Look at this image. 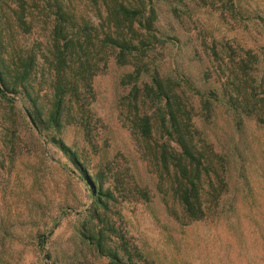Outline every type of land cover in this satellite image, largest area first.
Instances as JSON below:
<instances>
[{
    "label": "rangeland",
    "instance_id": "obj_1",
    "mask_svg": "<svg viewBox=\"0 0 264 264\" xmlns=\"http://www.w3.org/2000/svg\"><path fill=\"white\" fill-rule=\"evenodd\" d=\"M151 1L160 35L172 37L164 50L154 51H163V74L186 78L200 93H220L226 80L222 69L236 57V47L264 60V0H206L190 9L178 6L177 14L172 1ZM77 5L95 18L86 2ZM37 11L32 12L35 27L18 36L28 44L47 40L48 23ZM257 67L261 71L262 63ZM129 71L130 65L110 57L93 79L96 146L86 143L78 126L59 134L89 173L105 172L107 184L114 171L128 168L150 189L149 201L128 195L112 204L118 232L146 259L141 264H264V126L252 117L238 118L222 100L214 101L212 117L204 119L198 95L191 97L195 126L228 162V188L215 212L180 224L168 215L127 126L123 97L129 86L120 79ZM19 107L0 99V264H109L81 242L76 230L92 200L90 188L67 155L26 122Z\"/></svg>",
    "mask_w": 264,
    "mask_h": 264
},
{
    "label": "trees",
    "instance_id": "obj_2",
    "mask_svg": "<svg viewBox=\"0 0 264 264\" xmlns=\"http://www.w3.org/2000/svg\"><path fill=\"white\" fill-rule=\"evenodd\" d=\"M84 1L95 18L77 8ZM169 1L175 4L174 14L179 13L178 6L190 9L192 3L206 2ZM35 8L48 23L47 40L40 45L18 39L35 27ZM156 22L151 0H0V99L11 107L20 103L26 122L79 169L92 200L76 229L78 237L109 264L146 260L118 232L110 211L119 197L149 201L150 189L133 179L128 168L114 171L113 181L107 184L105 172L89 173L59 134L67 126H78L86 143L96 146L99 120L91 109L93 79L110 57L119 65L131 66L120 79L129 86L123 97L126 123L155 177V189L168 215L180 224L207 218L218 209L228 188V162L195 126L191 97L198 95L204 119L212 117L214 101L222 100L238 118L252 117L264 126L263 59L250 49L236 47V57H229L222 69L226 80L220 93H200L186 78L160 71L163 51L160 55L154 51L164 50L172 37L160 35Z\"/></svg>",
    "mask_w": 264,
    "mask_h": 264
}]
</instances>
